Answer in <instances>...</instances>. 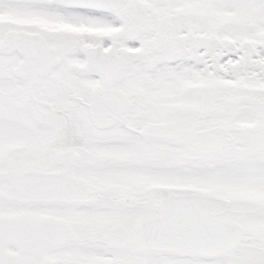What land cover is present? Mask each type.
<instances>
[{
	"label": "snow or ice",
	"instance_id": "snow-or-ice-1",
	"mask_svg": "<svg viewBox=\"0 0 264 264\" xmlns=\"http://www.w3.org/2000/svg\"><path fill=\"white\" fill-rule=\"evenodd\" d=\"M0 264H264V0H0Z\"/></svg>",
	"mask_w": 264,
	"mask_h": 264
}]
</instances>
